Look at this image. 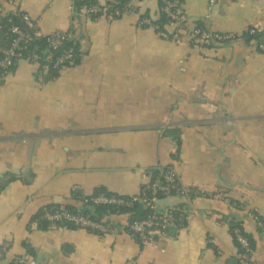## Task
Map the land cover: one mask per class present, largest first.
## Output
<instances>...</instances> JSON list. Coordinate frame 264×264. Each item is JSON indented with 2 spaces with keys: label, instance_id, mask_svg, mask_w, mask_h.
Instances as JSON below:
<instances>
[{
  "label": "crops",
  "instance_id": "0c3cea01",
  "mask_svg": "<svg viewBox=\"0 0 264 264\" xmlns=\"http://www.w3.org/2000/svg\"><path fill=\"white\" fill-rule=\"evenodd\" d=\"M208 2L184 0L191 22L173 41L141 26L137 13L92 20L74 0H1L45 35L74 28L83 60L48 83L27 60L0 72V244L10 246L0 264L20 255L37 264H239L237 223L254 238L252 261L264 264V54L243 36L264 26V0H218L209 17ZM201 18L238 38L192 46L191 23ZM171 165L183 186L206 195L160 202L162 210L188 204L179 234L142 245L114 225L99 234L32 222L49 204L82 206L75 194L101 186L138 195Z\"/></svg>",
  "mask_w": 264,
  "mask_h": 264
},
{
  "label": "trees",
  "instance_id": "16d2710c",
  "mask_svg": "<svg viewBox=\"0 0 264 264\" xmlns=\"http://www.w3.org/2000/svg\"><path fill=\"white\" fill-rule=\"evenodd\" d=\"M134 1L135 0H74V3L76 12L78 14L82 13V11H85V15L92 20H98L103 16L109 17L111 19H119L124 14L137 13L140 15L139 23L141 26L154 27L159 34L167 33L170 36L169 38H171L176 31H179L182 37L183 33H181V31L188 29V23L190 20H188V17L185 15V10L182 7L176 10L181 16L180 21H174L168 14L165 13V3L162 0H158L159 8L156 12H152L149 7L143 9L140 6H137L133 3ZM181 2L184 3V0H181ZM96 7L100 9L93 11L92 9ZM27 15L28 14L26 12L21 10L6 12L2 8L0 0V63L6 58L9 49L13 47L16 40H18L20 37V35L15 31V28H19L26 35L24 39L18 42L19 48L16 50V55L11 57L10 65L5 68L0 64L1 74L6 75L8 73L14 72L21 60H27L38 66V79L42 78L43 83H48L60 78L66 69L76 68L82 63L83 56L80 41L77 38V32L74 28H71L66 32L45 35L40 30L39 21L33 18L32 25H30L25 19ZM146 19H150L151 24L144 23L143 21ZM191 24L194 25V28L191 32V45H201L194 42V40L202 37L204 33H211L212 28L205 18L198 19ZM170 25L175 26V31L173 33H169L167 29V27ZM243 36H245L249 41H253L256 49L262 52L259 49V43L260 41L264 40V31L256 32L254 34L246 31ZM235 38L238 37H228V33L213 31L209 38L210 44H204L201 46L217 47L219 45H223L224 43L230 42ZM57 39H61V43L57 47H54L53 42ZM67 51H72V59H63V61L60 62ZM170 169L174 170L175 167L171 165L162 169L154 170L151 173L149 181L142 185L141 192L138 195H121L119 193L111 192L108 188L101 186L98 187L90 196L81 197L78 196L77 193L75 194L76 198L82 201V206L49 204L40 209V211L33 217L32 222L36 224L39 229L45 230L62 225L74 229L84 228L81 224L75 221H70L63 218L54 220L45 218V215L48 212L53 214H62L64 211H68L73 215L82 216L89 220L104 223L108 228V232L113 230L112 226L114 225L121 231L133 236L140 244L143 245L145 243H143L142 238L134 232V230L131 228V225L135 221L142 220L151 215H158L161 217L168 213L169 215L173 216L176 226L168 228L166 231V237L170 236L172 233L179 234L188 226L189 223L191 211L188 207V204L183 203L168 208L167 210H162L160 208V202L163 199L172 196L188 195L190 197H195L197 195H206L198 188H187L183 186L179 177L176 184H180L179 186L182 190L174 189L170 192L159 190L154 193L156 183L158 181L164 182L165 177ZM6 186L7 185L0 183V192H2ZM101 195L115 197L121 199L123 202L113 204L96 202V199ZM120 216L126 218L125 223L119 222L118 217ZM259 219L262 221V226L264 227L263 219ZM155 228L159 229L157 227ZM85 229L99 234L105 233L97 229ZM236 230H239L240 234L248 240L250 244L248 248L254 250L255 241L254 238L245 231L241 224L237 223L233 226L232 233L239 249V264H243V257L249 255V251L248 248L242 245V243L239 241ZM24 245L30 253H33L28 242H25ZM9 249V245L0 244V262L8 260L9 255L7 251ZM23 256L25 255L16 256L12 259L10 258L9 264H19V260ZM248 264L253 263L248 262Z\"/></svg>",
  "mask_w": 264,
  "mask_h": 264
},
{
  "label": "built area",
  "instance_id": "2783aa9c",
  "mask_svg": "<svg viewBox=\"0 0 264 264\" xmlns=\"http://www.w3.org/2000/svg\"><path fill=\"white\" fill-rule=\"evenodd\" d=\"M162 1L165 3L164 5L165 13L168 14L174 21H180L181 16L179 12H177L176 10L179 9L180 7L183 8L184 3H182L181 0H162ZM217 1L218 0H209L208 17L214 11ZM96 9L99 10L100 8L96 7L92 10L94 11ZM25 19L30 25H32L33 18L31 16L27 15ZM143 22L151 24L150 19H146ZM15 31L20 35V37L18 38V40H16L13 47L9 49L6 58L0 63L5 68H7L10 65L11 57L16 55V50L19 48L18 42L26 37L25 33L22 32L19 28H15ZM246 31H248L251 34H254L256 32H263L264 26L252 25ZM211 33H204L202 37L195 39L194 42H196L197 44H201V45L210 44L209 38L211 36ZM160 35H162V37L164 38L171 39L173 41L182 40V37L179 31H176L172 35L171 38H169L170 36L167 33H161ZM231 36H234V34L228 33V37H231ZM60 43H61V39H57L56 41L53 42L54 47H57ZM259 49L264 53V40L260 41ZM72 57H73L72 51H67L62 57V59L60 60V62H62L63 59L64 60L72 59ZM178 177L179 175H178L177 170L170 169L168 174L165 177V181L164 182L158 181L156 183L155 188H154V193H156L159 190H162L165 192H170L174 189L182 190L181 187L179 186L180 184L179 185L176 184V182H178ZM96 202L105 203V204H113V203H122L123 201L115 197H107L105 195H101L96 199ZM254 215H256V213ZM45 218L50 219V220L63 218L66 220L75 221L81 224L84 228H92V229L101 230L103 232H108V228L104 223L89 220L82 216H76V215L69 213L68 211H64L62 214H53V213L48 212L46 213ZM175 226H176V222L173 216L166 213L165 215L161 217H159L158 215H154V216L151 215L142 220H137L131 225V228L134 230L136 234H138L142 238L143 243L148 244V243H155V242L161 241L162 239L166 237V231L168 230V228L175 227ZM260 226H262V221H260ZM155 227L159 229H156ZM236 233L242 245L248 248L250 245L248 240L243 235L240 234L239 230H236ZM248 251H249L250 256L247 255L243 257L244 259L243 264H248V262H251L254 264V262L252 261L253 250L248 248ZM19 264H37V262L35 258H31L30 256L26 255V256H23L19 260Z\"/></svg>",
  "mask_w": 264,
  "mask_h": 264
}]
</instances>
